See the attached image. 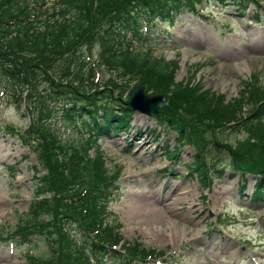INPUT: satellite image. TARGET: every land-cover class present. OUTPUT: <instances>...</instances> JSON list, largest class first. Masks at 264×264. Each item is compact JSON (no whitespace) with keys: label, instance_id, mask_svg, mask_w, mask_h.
<instances>
[{"label":"trees","instance_id":"1","mask_svg":"<svg viewBox=\"0 0 264 264\" xmlns=\"http://www.w3.org/2000/svg\"><path fill=\"white\" fill-rule=\"evenodd\" d=\"M54 1L55 8L41 11L40 7L38 11L39 2L0 0V90L20 107L39 100L46 116L26 132L7 129L37 160L32 167L34 194L28 214L9 237L37 250L36 255H27L29 264H107V259L131 264L128 252L124 256L111 249L121 238V226L107 219L108 193L118 189L120 172L106 166L99 140L130 127L135 112L122 97L127 91L130 97L140 85L169 101L155 118L162 129L167 131L172 122L189 127L188 137L200 136L196 142L183 136L185 141L173 151L167 146L168 159H176L191 145L196 155L190 170L207 186L212 182L211 172L217 170L212 167L216 160L208 161L212 149L233 160L239 156L243 162L236 169L241 177L256 176L255 201L264 200V87L249 84L238 97L227 101L226 96L205 90L195 79L177 82V61L155 57L151 50L134 49L128 38V33L142 36L141 16L152 20L151 25L155 20L173 23L184 13H198L205 1L223 6L233 3L244 15L245 3L257 0ZM96 37L103 44L101 72L111 76L104 78L103 74L99 85L91 81L93 72L84 50L91 51ZM112 89L117 98L112 97ZM104 91L108 97L96 98ZM64 126L75 129L67 138L63 137ZM228 130H243L248 138L237 146L225 145L223 136ZM216 134L223 140H217ZM219 174L222 177L223 170ZM241 183L244 191L247 184ZM141 248L139 242L125 246L134 256L144 255Z\"/></svg>","mask_w":264,"mask_h":264},{"label":"rangeland","instance_id":"2","mask_svg":"<svg viewBox=\"0 0 264 264\" xmlns=\"http://www.w3.org/2000/svg\"><path fill=\"white\" fill-rule=\"evenodd\" d=\"M32 1L39 2L38 11L40 7L41 11L55 8L54 0ZM259 2V5L248 2L245 7L249 15L247 18L241 17L237 11L239 7L232 4L215 7L204 3L202 6L208 7L200 12L201 15L213 11L218 15L217 20L204 16L198 19L195 14L184 13L174 23L166 24L158 30L153 29V41L156 44L150 50L155 57L168 61L178 60L177 81L194 76L196 84L202 83L205 89L224 95L229 101L238 97L249 84L264 87V0ZM259 10L261 24L253 20V15ZM226 23H231L235 30L229 37L224 36L222 28ZM207 30L212 33L217 46L205 39ZM96 39L91 51L86 48L84 50L93 72L91 81L94 85H99L103 74L104 78L111 76L107 71L103 74L101 72L103 44L98 37ZM138 46L139 43L134 47ZM255 46L259 47V51ZM247 64H250V71L245 66ZM117 75L112 74L115 78ZM127 81L131 82L130 79ZM110 92L112 97L117 98L113 91ZM102 94L108 97L104 91L96 98H104ZM123 96L128 98L129 92H125ZM99 101L103 102L101 99ZM38 102L39 100L36 103L29 100L25 106L20 107L9 101L4 92L0 94V264H29L27 255L37 254L36 249L10 245L9 237L25 219L33 199L32 167L37 164V160L35 154L23 147L18 138L7 134V129L14 128L23 133L38 120H45L43 107ZM168 103L165 98L161 109ZM155 118L139 113L130 123L128 135L120 132L99 142L107 159L108 169L120 170L121 190L116 196L108 194V197L111 199L110 213H116L124 224L121 233L126 240L138 239L156 253L169 251V254H177L176 258H172L173 255L169 257L167 264H252V252L244 246L237 234L228 230L232 222L227 216L239 220V224L232 230L243 233V238L264 243V201L262 204H253L250 200L256 176H247L245 196H240V175L235 177L233 167L236 168L243 161H240L239 156L237 160H233V157L218 154L212 149V157L209 155L208 161L212 163L216 160L215 165L225 172L222 178L214 176L211 188H204L196 176L188 175L187 166L196 155L191 145L182 149L177 163L165 158V146L168 145L173 150L178 132L185 135L190 132V128H180L177 127L178 124L171 122L166 131L165 128H159ZM54 119H57L56 124L60 127L61 118ZM74 130L72 126H64L63 137H69ZM228 131L223 136L227 138L223 141L225 145L231 143L237 146L238 142L243 143L248 138L243 130ZM138 134L140 135L137 136ZM156 134L161 147L153 140ZM73 136L76 137L77 132ZM215 136L217 140H223L219 134ZM91 154L94 155L93 151ZM234 161L237 163L233 164ZM172 164H175V171L171 174ZM203 195H207V200L202 198ZM147 199V213L166 222L157 224L152 230V226L148 227V216L136 212V203ZM218 218L220 221L224 218L222 227L228 230V234L220 232L216 227V223H220ZM212 226L218 232L211 233ZM32 250L33 252H28ZM149 264H155V261L150 260Z\"/></svg>","mask_w":264,"mask_h":264},{"label":"water","instance_id":"3","mask_svg":"<svg viewBox=\"0 0 264 264\" xmlns=\"http://www.w3.org/2000/svg\"><path fill=\"white\" fill-rule=\"evenodd\" d=\"M158 98L157 102H151L152 99ZM164 97L160 95L150 96L145 93V88L140 86L136 89L128 102V106L136 110L137 113H142L146 116L155 114L160 115L159 104L164 102Z\"/></svg>","mask_w":264,"mask_h":264},{"label":"bare ground","instance_id":"4","mask_svg":"<svg viewBox=\"0 0 264 264\" xmlns=\"http://www.w3.org/2000/svg\"><path fill=\"white\" fill-rule=\"evenodd\" d=\"M206 39H209V42H210V44L212 45H218L217 43H215L214 41H213V37H212V34H211V32L210 31H207L206 32ZM255 48H257V51H259V47H256L255 46ZM221 52H222V50H220ZM183 64H184V62H183ZM185 66V65H184ZM246 66V68L247 69H249V71H250V64H247V65H245ZM185 70V69H184ZM135 91V90H134ZM130 101V100H129ZM158 101V98H154V99H152L151 100V102H157ZM153 115H155V114H152V115H148L149 117H151V116H153ZM155 117H157L156 115H155ZM159 124V123H158ZM183 136H186L187 137V141H191V142H196V141H198L199 139H200V136H194V137H188V136H190L189 134H185V135H180L179 137H178V139L176 140V145L177 146H180V145H182L183 144V142L185 141V140H183ZM234 169H236L235 167H233ZM262 175H264V173H261ZM136 204H138L137 205V208H136V212H139V213H141V214H143V215H146V216H148V227L149 226H152L151 227V230L155 227V226H157V224H164V223H166V222H161L160 220H159V218H157V217H155V216H152L150 213H147V208H148V206H149V201H148V199L147 200H141V201H139V202H137ZM138 210V211H137ZM142 221H144V220H142ZM148 229V228H147ZM182 235H183V233H181ZM172 239H173V237H172ZM177 239V238H176ZM173 241V240H172ZM171 241V242H172Z\"/></svg>","mask_w":264,"mask_h":264}]
</instances>
